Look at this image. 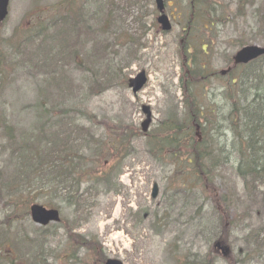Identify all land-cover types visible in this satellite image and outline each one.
I'll return each instance as SVG.
<instances>
[{"label":"rangeland","instance_id":"rangeland-1","mask_svg":"<svg viewBox=\"0 0 264 264\" xmlns=\"http://www.w3.org/2000/svg\"><path fill=\"white\" fill-rule=\"evenodd\" d=\"M65 1H10L0 33V121L14 129L19 143L33 135L61 132L70 143L64 159L75 157L76 168L77 139L87 134L84 139L93 145L83 148L87 158L81 169L93 175L78 174L77 186L76 174L54 175L56 164L51 162L40 165L39 171L30 168L29 175L22 173L20 155L12 158L20 148L11 147L0 130V264H103V258L124 264L196 262L222 233L209 197L217 188L235 203L227 236L235 255L243 251L239 264H264V170L256 178H239V118L229 116L228 94L232 97L233 92L226 88L239 73L225 80L218 75L241 47L264 46V0L196 3L200 12L187 42L191 47L207 45L206 59L199 56L198 65L208 62L216 76L204 89L192 86L189 98L183 84L188 88L191 78H183L179 42L190 12L178 13L191 8L190 0H179L182 5L165 0L167 14H173V31L167 36L156 22L155 0H75L87 21L85 26L80 19L77 41L64 34L42 44L57 33L56 28L49 30L53 22L63 23ZM143 27L148 32L141 42ZM69 48H76V55ZM141 71L149 82L134 97L126 83ZM191 95L197 104L215 106L222 113L214 124L219 136L209 143L208 126L205 138L225 165L214 166L205 181L188 165V147L174 145L175 154L158 158L139 131L145 120L143 105L152 110L150 134L156 137L160 125L173 123L170 116L178 112V120L183 119V103H193ZM255 133L264 136V120ZM119 138L125 144L117 152L122 167L115 171L114 147L109 145ZM100 144L103 150L96 147ZM208 167L199 174L206 176ZM155 184L160 192L153 200ZM33 204L59 210L61 223L47 228L34 224L29 215ZM68 232L88 242L96 239L104 251L98 252L95 244L90 250L78 248Z\"/></svg>","mask_w":264,"mask_h":264},{"label":"trees","instance_id":"trees-1","mask_svg":"<svg viewBox=\"0 0 264 264\" xmlns=\"http://www.w3.org/2000/svg\"><path fill=\"white\" fill-rule=\"evenodd\" d=\"M70 3H71V1H70ZM64 18H65V20L69 19V21H71V22H69L70 24H68V26L71 28V32H67V33H71L72 35H75L76 36V41H77V33L81 29L80 19H83L84 25L87 26V21L85 20L82 7L79 5V7L77 9V13H75V15L67 13V14H65ZM76 53H77V50L74 49L72 54L76 55ZM262 60L264 61V59H262ZM257 65H258V63H255L253 65H250V66L246 67L243 70V73L245 75V80L246 81H245V83H243L242 87H246L247 90H254L255 92L257 91V87L255 85V82H258V84L263 83V79L259 77V73L262 72L263 69L257 68ZM238 87H240V86L238 85ZM191 96L194 98L193 95H191ZM197 103H198V100H196L194 98V102L193 103H189L186 106V114H185V117L183 118L184 119V125H186V127L181 122H179L181 120H178V115L175 113L173 116L169 117V122H173L175 125L173 126V125H169L168 123H165L163 125V127H162V131H163L162 137H158V136L152 137V136H150L151 139L148 142V146L151 149H153V146H155L157 148H160L161 145H162L163 148L167 149V148H171V143L175 139H181V142H179V144H184L186 141H190L192 139V135H191V131L192 130H191L190 123L197 122L199 120L209 121V119H206V118L211 117L212 114H213L212 109L210 107L202 109V107L197 106ZM232 106L234 108V105H232ZM238 108H239V98L236 101L234 110H236ZM192 142L193 141L191 140L190 143H192ZM41 143L42 142L39 139L37 141V144L40 145ZM64 143L66 145L70 144L69 141H68V138H66L63 141V144ZM82 144H84V143H82ZM124 144H125L124 141L123 140L121 141V139L119 138L116 141V145H113L114 153H115L114 157H113V161L116 163L115 171L118 170L122 166V164H121L122 161H120V158H119V155L117 154V152H118V150L123 148ZM55 146H56V144H55ZM79 146L80 145H77V148ZM129 146H130V144H129ZM34 149L37 150L36 147ZM63 149H67V146H64ZM200 149H201V143L197 144L196 148L194 149V151H196V154L199 157H200V154L198 152L200 151ZM79 150L77 151V153L79 152ZM56 153L57 152H55L54 149H53L48 154H50L51 156L55 157ZM46 155L47 154H45V156ZM36 156L40 157L41 160L44 161L43 154L41 152L37 151ZM35 160L37 161L38 165L41 163L40 159L35 158ZM78 160H83L81 155L79 157H77V161ZM195 160H197V158ZM73 162H75V160ZM78 166H80L79 163H77V169H76V165L72 166L73 169L70 166V167H68L66 169V172H73L72 174H75L74 172L76 170L80 171V167H78ZM61 172H63V171L62 170L56 171L57 175H61Z\"/></svg>","mask_w":264,"mask_h":264},{"label":"water","instance_id":"water-1","mask_svg":"<svg viewBox=\"0 0 264 264\" xmlns=\"http://www.w3.org/2000/svg\"><path fill=\"white\" fill-rule=\"evenodd\" d=\"M6 4H7V0H0V20L4 18ZM2 8H3V13H2ZM261 55H264V49H258L254 47L247 48L243 50L240 54H238L236 60L237 62L247 63L251 59H255ZM145 83H146V79H145L144 74L142 73L137 79H135L132 82L134 93H137L138 91H140ZM144 111L145 113L148 114V117H149L150 115L149 110L144 109ZM32 214H33L34 220L42 224H47L50 220H58L57 212L47 211L43 207H39V206H34L32 208ZM106 264H121V263L118 261L109 260Z\"/></svg>","mask_w":264,"mask_h":264}]
</instances>
